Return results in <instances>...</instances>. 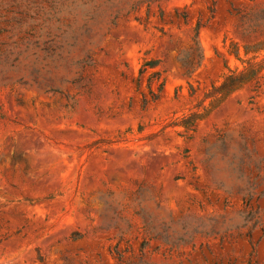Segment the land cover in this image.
Masks as SVG:
<instances>
[{
	"label": "rangeland",
	"instance_id": "1",
	"mask_svg": "<svg viewBox=\"0 0 264 264\" xmlns=\"http://www.w3.org/2000/svg\"><path fill=\"white\" fill-rule=\"evenodd\" d=\"M0 264H264V0H0Z\"/></svg>",
	"mask_w": 264,
	"mask_h": 264
},
{
	"label": "trees",
	"instance_id": "2",
	"mask_svg": "<svg viewBox=\"0 0 264 264\" xmlns=\"http://www.w3.org/2000/svg\"><path fill=\"white\" fill-rule=\"evenodd\" d=\"M194 30L195 31H194V35L192 36V40H193V43L195 44L196 48L199 50L200 47H199L197 27L194 28ZM201 58H202V56H201V53L199 52L197 65L200 64ZM246 79H248V76H246L245 74L231 73L227 76V78L225 79L223 84L220 86L219 91L224 92V93H228L231 90H233L236 86L243 83ZM163 86H164V80H162L158 83V90L160 91L163 88ZM150 87H151V83H150ZM151 91H152V89H151Z\"/></svg>",
	"mask_w": 264,
	"mask_h": 264
}]
</instances>
